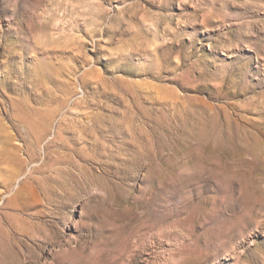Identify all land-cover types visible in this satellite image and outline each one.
<instances>
[{"label": "rangeland", "instance_id": "rangeland-1", "mask_svg": "<svg viewBox=\"0 0 264 264\" xmlns=\"http://www.w3.org/2000/svg\"><path fill=\"white\" fill-rule=\"evenodd\" d=\"M0 264H264V0H0Z\"/></svg>", "mask_w": 264, "mask_h": 264}]
</instances>
